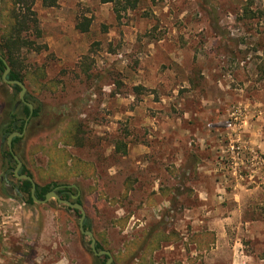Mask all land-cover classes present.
<instances>
[{"label":"rangeland","instance_id":"1","mask_svg":"<svg viewBox=\"0 0 264 264\" xmlns=\"http://www.w3.org/2000/svg\"><path fill=\"white\" fill-rule=\"evenodd\" d=\"M33 1L39 28L23 34L34 44L14 70L54 121L27 126L14 150L22 168L41 186H77L113 264H264V196L234 201L238 185L264 173V0H253L251 21L248 0H135L119 13L101 0ZM5 13L0 0V54ZM1 77L0 264H102L81 214L19 192L3 132L25 114L20 91ZM196 182L228 199L219 256L216 223L198 217Z\"/></svg>","mask_w":264,"mask_h":264},{"label":"trees","instance_id":"2","mask_svg":"<svg viewBox=\"0 0 264 264\" xmlns=\"http://www.w3.org/2000/svg\"><path fill=\"white\" fill-rule=\"evenodd\" d=\"M101 2L105 4H108V3L114 4L115 10L117 13L120 12L123 6L130 7L131 9H134L136 7L135 0H101ZM33 3H34L33 0H2L4 11H6L5 21H4V24L6 25V28H5L6 32L4 36L5 44L3 45L4 50L2 49L0 55L8 62V64L11 67V73L8 76V80H11V81L17 80V81L24 83L23 78L20 77L19 74H17L16 71L14 70V65H15V60L17 58V55L20 53V51L23 48L30 47L34 44L31 41L25 40L23 37V34L30 32L33 29L35 30V28L37 29L39 28L36 12L33 10V7H32ZM253 5H254L253 0H248L247 2L244 3V9H243L244 16L246 17V19L250 21L256 18L255 13L253 12V9H252ZM80 28L83 32L88 31L87 30L88 25L82 26ZM4 71H5V65L3 61L0 59V75L1 76L3 75ZM1 80H2V77H1ZM11 87L16 91H21L18 85H14ZM26 100L34 105V111L31 115L28 125L32 127L33 126L39 127L42 125V122L44 119L45 120L48 119L50 123L54 121L53 120L54 116L52 112L44 109V107L41 104L31 101V99H29L28 96L26 97ZM23 110L25 114V121L23 120V124L21 128H16V127H13L14 125H12L11 130L4 131L3 135L9 136L13 134L14 132L23 133L26 119H28L31 114V110L27 105L23 104ZM11 118H14L13 113L11 114ZM21 139L22 138L20 137L14 138L13 150L16 149V145L17 143L21 141ZM8 156L10 158L13 157L9 151H8ZM76 172H74L72 169H69L67 174H73L72 176H82L83 175V173H81L80 171L78 172L76 170ZM20 174L21 175L26 174L32 177V179L34 180L33 174L26 169L25 165L23 166ZM84 176L86 177L87 175H84ZM20 185L21 186L18 190L21 194L24 195L25 202L32 204V205L36 204L32 197V183L30 181H20ZM57 186L58 185L56 183L47 184L45 186H41L38 183H36V192H35L36 198L41 201L44 200L46 195L49 192L53 191ZM71 189L72 188H64L62 190L57 191V193L62 199L70 200L71 196H69V192ZM75 212L77 214H81L78 211H75ZM84 226L86 230L92 231L89 225V221L86 220ZM166 239L168 240V238ZM159 246H160V240H158V238H156L155 236H151V238L149 239V244H147V248L151 250H156L159 248ZM96 247L98 251L107 250L98 242H97ZM95 257L96 259L98 258L97 256ZM135 258L137 259V257ZM98 259H100L102 264H106L108 257L102 256Z\"/></svg>","mask_w":264,"mask_h":264},{"label":"crops","instance_id":"3","mask_svg":"<svg viewBox=\"0 0 264 264\" xmlns=\"http://www.w3.org/2000/svg\"><path fill=\"white\" fill-rule=\"evenodd\" d=\"M208 138L209 139H207V140H209L212 143L217 141L214 137L209 136ZM198 141L200 143V150L205 151L206 150V148L204 146V143H206L205 137H199ZM260 146L264 150V144L260 145ZM196 160L199 162V165H201V160H202V162H205V160L200 159L199 156L197 157ZM204 169H206V168H204ZM179 170H176V173ZM206 173H207V170H205L203 172V174H206ZM176 177L177 176H175L174 178L172 177V179H175ZM250 177L252 180L255 179L256 177L258 179L255 181H252V183L250 184V187H247L246 189H245V187L238 185L237 188H239V189L244 188V192L239 193V191L237 190V192L234 194V201L236 203H238L239 205L244 204V203H242L244 200H247V202H249V203H250V200H252L253 204L254 203L257 204V202H260L259 197L264 196L263 195V193H264V190H263L264 189V173L256 171ZM195 187L198 190L197 191L198 192V197H197L198 209H196V210L198 212V217H200V222L202 223L205 220H210V221L215 222L217 225V227H215V228L211 227L209 230L216 233L215 237L217 239L215 241L214 246L211 247V250H212L211 254H213V256H219L222 253H224V249L226 247H224L222 243L224 241V237L227 236L226 232L221 229L225 219L222 218L223 214H221L220 206L222 205L223 200H228V199H227V197L224 198L223 196H214V194L209 193L208 188H206L200 182L194 183L193 188L195 189ZM169 188L175 190L176 187H174V185H173ZM216 188L219 191L221 189L219 185H217ZM260 190H262V191H260ZM209 194L211 196H209ZM178 199L180 201L183 200V199H181V197H178ZM209 202L216 204V207L213 210H210L207 208V205H209ZM169 203L171 205V200H169ZM187 212H190V210H187ZM167 234L169 235V233H167ZM170 245L171 244H168L166 246V248L167 249L172 248ZM205 253H207V252H205ZM215 263H217V262H214V264Z\"/></svg>","mask_w":264,"mask_h":264},{"label":"water","instance_id":"4","mask_svg":"<svg viewBox=\"0 0 264 264\" xmlns=\"http://www.w3.org/2000/svg\"><path fill=\"white\" fill-rule=\"evenodd\" d=\"M0 59L3 61L4 65H5V71H4L3 75H2L3 82L6 83L9 86L18 85L20 87V89H21L20 95H19L20 103H22L24 105H27L30 108L31 115H32V113L34 111V105L32 103L26 101V95H27L26 86L24 85V83H22L20 81L8 80V76L11 73V67L8 64V62L1 55H0ZM28 121H29V119L27 120L26 126L28 124ZM15 137H23V133L14 132L13 134H11L8 137L7 145H8L9 151H10V153L12 155H14V152H13V140H14ZM3 142H5V140H3ZM14 159L17 162V167L14 170V175H15V177L17 179H19L21 181H30L32 183V197H33L35 203H37V204H46L51 199H54V200H56L58 202L59 205L65 206V207H68V208H70V209H72L74 211L80 212L81 213L80 222H79L80 232L82 233V235L90 238V240H91L90 248H91L92 252L97 257L108 256L109 259H108L106 264H112L113 260H114L112 253L110 251H108V250L98 251L97 247H96L97 241H96L94 233L92 231H90V230H86L85 229L84 224H85V221H86L87 213H86V210H85L84 206L81 203L75 202L78 199V196H75V195L72 196V201H70V200H67V199H62L57 193V191H59L61 189H64V188H75V189H77V186L76 185H61V186H58L54 191L49 192L46 195L44 200H42V201L38 200L36 198V196H35V192H36V183H35V181L32 179V177H30V176H28L26 174H23V175L20 174L21 169H22V162L16 155H14Z\"/></svg>","mask_w":264,"mask_h":264},{"label":"flooded vegetation","instance_id":"5","mask_svg":"<svg viewBox=\"0 0 264 264\" xmlns=\"http://www.w3.org/2000/svg\"><path fill=\"white\" fill-rule=\"evenodd\" d=\"M26 97H27V95H26ZM29 97V96H28ZM27 101V100H26ZM30 118H31V114H30V117L28 118L29 120H30ZM28 119H26V122H25V126H26V123H27V120ZM28 123H29V121H28ZM27 126H28V124H27ZM27 126L26 127H24V130H23V137L25 136V133H26V128H27ZM13 127H15V126H13ZM6 136V135H5ZM10 136V135H9ZM9 136H7V139H8V137ZM23 137H20V138H23ZM9 149V148H8ZM10 152V151H9ZM13 152H14V150H13ZM11 154V153H10ZM12 155V154H11ZM14 155H15V153H14ZM14 155H12L13 157H14ZM15 160V159H14ZM22 162V161H21ZM17 163V162H16ZM22 165H23V163H22ZM17 167V166H16ZM22 170V169H21ZM59 186H61V185H59ZM58 187V186H57ZM56 187V188H57ZM55 188V189H56ZM54 189V190H55ZM53 190V191H54ZM62 190V189H61ZM76 194V195H75ZM78 196V199L75 201V202H79V203H81V200H80V198H79V195H80V193H79V191H78V189H75V188H72L71 190H70V192H69V196H71L70 197V201H72V196ZM82 204V203H81ZM83 205V204H82ZM106 257H108V256H106ZM108 259H109V257H108ZM108 261V260H107ZM114 261V260H113ZM113 264V263H112Z\"/></svg>","mask_w":264,"mask_h":264},{"label":"built area","instance_id":"6","mask_svg":"<svg viewBox=\"0 0 264 264\" xmlns=\"http://www.w3.org/2000/svg\"><path fill=\"white\" fill-rule=\"evenodd\" d=\"M232 125L230 124V127H231Z\"/></svg>","mask_w":264,"mask_h":264}]
</instances>
